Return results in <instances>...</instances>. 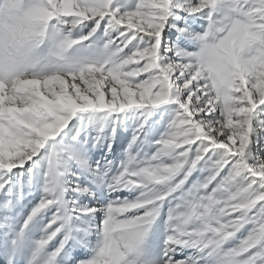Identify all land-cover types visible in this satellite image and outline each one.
<instances>
[{
  "label": "snow or ice",
  "instance_id": "snow-or-ice-1",
  "mask_svg": "<svg viewBox=\"0 0 264 264\" xmlns=\"http://www.w3.org/2000/svg\"><path fill=\"white\" fill-rule=\"evenodd\" d=\"M0 65V264H264V0H29ZM245 52L227 95L191 60Z\"/></svg>",
  "mask_w": 264,
  "mask_h": 264
},
{
  "label": "clouds",
  "instance_id": "clouds-1",
  "mask_svg": "<svg viewBox=\"0 0 264 264\" xmlns=\"http://www.w3.org/2000/svg\"><path fill=\"white\" fill-rule=\"evenodd\" d=\"M28 4L29 0H0V65L5 74L11 60H24L31 54L26 37L34 21ZM191 43V60L199 74L212 91L227 95L238 75L237 64L242 62L245 47L235 36H221L215 25L193 35Z\"/></svg>",
  "mask_w": 264,
  "mask_h": 264
}]
</instances>
